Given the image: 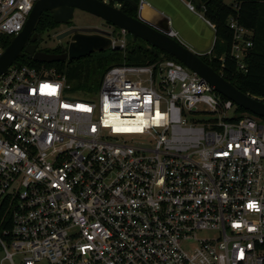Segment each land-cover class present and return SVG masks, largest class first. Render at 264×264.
Segmentation results:
<instances>
[{"label":"built area","instance_id":"built-area-1","mask_svg":"<svg viewBox=\"0 0 264 264\" xmlns=\"http://www.w3.org/2000/svg\"><path fill=\"white\" fill-rule=\"evenodd\" d=\"M36 1L0 0V36ZM227 25L245 70L251 33ZM70 89L44 64L0 74V264H264L263 118L162 56Z\"/></svg>","mask_w":264,"mask_h":264},{"label":"water","instance_id":"water-1","mask_svg":"<svg viewBox=\"0 0 264 264\" xmlns=\"http://www.w3.org/2000/svg\"><path fill=\"white\" fill-rule=\"evenodd\" d=\"M127 5L137 9V16L124 10ZM139 7L140 0H37L23 28L16 35L8 37V44L3 47L0 54V74L4 73L12 63H19L17 58L22 56L34 61L52 63L78 59L109 48L120 49L119 45H112L111 33L116 29H123L132 35L133 40L139 38L150 47L173 56L237 106L264 118V100L241 91L225 79L204 62L200 54L172 37L166 23L157 25L140 18ZM74 8L98 17L101 20L99 26L81 25L58 32L55 35L56 40L69 35L70 37L67 48H62L57 53L38 50L35 44L29 42H34L38 38L34 29L43 11H50L52 20L57 24L66 23L71 19Z\"/></svg>","mask_w":264,"mask_h":264},{"label":"trees","instance_id":"trees-1","mask_svg":"<svg viewBox=\"0 0 264 264\" xmlns=\"http://www.w3.org/2000/svg\"><path fill=\"white\" fill-rule=\"evenodd\" d=\"M189 1L197 11L201 12L206 20L213 24L215 30L212 48L209 53L200 55L202 60L241 91L256 97H264V0H230L229 3L225 2V0ZM124 10L133 16H137V9L125 6ZM230 15L235 16L238 22L251 33L249 36L251 46L247 48L243 58L245 70L238 68L235 59L229 53L232 42V31L227 25V18ZM37 24L41 31L43 28H52L56 25L51 17L43 14H41ZM0 42L2 47H5L8 44V37L0 36ZM91 55L89 54L70 61L52 63L34 61L25 56L18 57L17 60L35 66L41 64L52 66L60 74L65 75L67 81L75 82L78 90L80 89L78 87L81 86L89 87L92 84L99 86L107 68L120 64L107 65L105 56L97 57L93 61L90 60ZM159 56L178 61L166 52L155 47H150L147 43L146 46L137 45L128 49L126 48L122 62L143 64L148 60L153 61ZM80 90L82 94L87 92L82 88ZM236 111L241 113L248 112L239 106H236Z\"/></svg>","mask_w":264,"mask_h":264},{"label":"crops","instance_id":"crops-1","mask_svg":"<svg viewBox=\"0 0 264 264\" xmlns=\"http://www.w3.org/2000/svg\"><path fill=\"white\" fill-rule=\"evenodd\" d=\"M189 0H140L138 15L152 24H164L170 35L193 52L209 53L215 39L213 24L187 5Z\"/></svg>","mask_w":264,"mask_h":264},{"label":"rangeland","instance_id":"rangeland-1","mask_svg":"<svg viewBox=\"0 0 264 264\" xmlns=\"http://www.w3.org/2000/svg\"><path fill=\"white\" fill-rule=\"evenodd\" d=\"M225 2L229 3L230 0H225ZM73 22L76 24L86 25V26H99L101 20L98 17L93 16V15H91L85 11L76 10L74 12V15H73ZM62 28H63V26H60V27L55 28V29L54 28H46V29L43 28L41 36H40V45H39L40 48L52 50V48L57 46L58 41L55 39V35ZM114 37H116V38L119 37V38L125 39V41H126L125 49L109 48V49H106L103 51L93 52L91 57H90V60L94 61L97 57L105 56L107 65L115 64V63H121L124 60L123 56H124V53L126 52V48L128 49V48H131V47L137 46V45H142V46L147 45L146 42H144L143 40H141L139 38L136 40H133L132 35L128 32H126L125 34H122L119 31V29L115 30ZM72 65H73V63H72ZM68 83H70V85H71V89L69 91L74 93V94L80 93L79 91H81L80 90L81 88L84 91L91 93V95H95L98 91V85L92 84L89 87L81 86V87H78L80 89L77 90V88L75 86V82L68 81ZM84 88H87V89H84ZM262 122L264 123V120H262ZM182 245L184 247H189L191 244L189 242H183Z\"/></svg>","mask_w":264,"mask_h":264},{"label":"flooded vegetation","instance_id":"flooded-vegetation-1","mask_svg":"<svg viewBox=\"0 0 264 264\" xmlns=\"http://www.w3.org/2000/svg\"><path fill=\"white\" fill-rule=\"evenodd\" d=\"M76 10H78V9H76V8L73 9V15H74V12ZM42 14L45 15V16H47V17H51V12L48 11V10L43 11ZM60 26H63V28L60 31H58V32L66 31V30H69V29H72V28H77L78 26H81V25L74 23L73 22V16H72L71 19H69L66 23H57L52 28L55 29V28H58ZM34 32H36L38 38L34 42H31V41H29V42L35 44L36 45V49H38V50H43V51L57 53V52H60L62 48H67V46H68V42H69L70 35L67 36V37H65V38H63V39H61V40H57L58 41V44H57V46H55L54 48H52V50L40 48V46H39L40 45V36H41L42 31L38 28V24H36L35 29H34ZM22 57H24V56H22Z\"/></svg>","mask_w":264,"mask_h":264}]
</instances>
